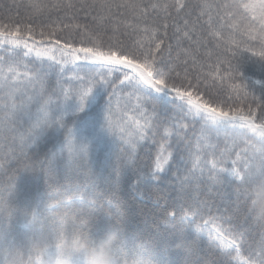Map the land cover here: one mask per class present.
Returning a JSON list of instances; mask_svg holds the SVG:
<instances>
[{
	"label": "snow or ice",
	"instance_id": "1",
	"mask_svg": "<svg viewBox=\"0 0 264 264\" xmlns=\"http://www.w3.org/2000/svg\"><path fill=\"white\" fill-rule=\"evenodd\" d=\"M6 165L0 264H264V0H0Z\"/></svg>",
	"mask_w": 264,
	"mask_h": 264
},
{
	"label": "clouds",
	"instance_id": "2",
	"mask_svg": "<svg viewBox=\"0 0 264 264\" xmlns=\"http://www.w3.org/2000/svg\"><path fill=\"white\" fill-rule=\"evenodd\" d=\"M261 209H264V200L258 203ZM103 243H98L96 246V254L93 256L90 252L88 242H82L81 246L76 251L86 260L87 264H113L114 249L119 242V236L113 233L106 234ZM55 264V258H53Z\"/></svg>",
	"mask_w": 264,
	"mask_h": 264
},
{
	"label": "trees",
	"instance_id": "3",
	"mask_svg": "<svg viewBox=\"0 0 264 264\" xmlns=\"http://www.w3.org/2000/svg\"><path fill=\"white\" fill-rule=\"evenodd\" d=\"M17 2H22V0H17ZM27 177H21V183L26 182ZM15 182L13 169L11 165H6L3 170H0V187H9ZM259 182V178H257ZM243 217H238L235 223H243ZM54 258V257H53Z\"/></svg>",
	"mask_w": 264,
	"mask_h": 264
}]
</instances>
